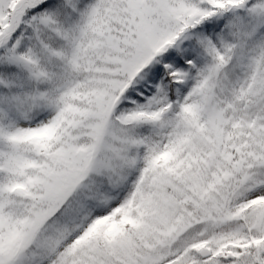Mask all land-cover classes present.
I'll return each instance as SVG.
<instances>
[{
	"label": "snow or ice",
	"instance_id": "1",
	"mask_svg": "<svg viewBox=\"0 0 264 264\" xmlns=\"http://www.w3.org/2000/svg\"><path fill=\"white\" fill-rule=\"evenodd\" d=\"M0 264H264V0H0Z\"/></svg>",
	"mask_w": 264,
	"mask_h": 264
}]
</instances>
